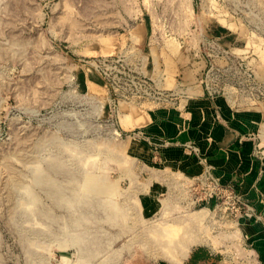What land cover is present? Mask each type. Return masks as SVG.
Masks as SVG:
<instances>
[{
	"label": "rangeland",
	"instance_id": "374dc122",
	"mask_svg": "<svg viewBox=\"0 0 264 264\" xmlns=\"http://www.w3.org/2000/svg\"><path fill=\"white\" fill-rule=\"evenodd\" d=\"M133 8L154 38L114 53ZM164 33L264 79V0H0V264H180L210 236L206 204L150 159L187 108Z\"/></svg>",
	"mask_w": 264,
	"mask_h": 264
},
{
	"label": "crops",
	"instance_id": "0c3cea01",
	"mask_svg": "<svg viewBox=\"0 0 264 264\" xmlns=\"http://www.w3.org/2000/svg\"><path fill=\"white\" fill-rule=\"evenodd\" d=\"M126 14L122 24L126 31L116 35L113 51L119 53L129 43L142 55L151 45L153 32L142 10L128 9ZM159 37L165 51L170 43L175 45L174 58L168 52L167 57L175 60L177 70L172 75L164 71L161 78L187 96L182 101L187 108L173 114L164 112L158 125L165 137L161 144L151 147L150 154L154 155L150 159L158 162L164 178L170 173L177 178L199 176L203 160L223 184L232 185L253 208V213H242L234 222L212 224L210 209L214 202L206 203V229L211 237L204 234L203 242L191 248L180 264H264V106L255 107L257 104L249 98H207L197 80L204 61L197 58L194 43L181 42V36L167 37L166 33ZM192 48L193 54L189 52ZM142 61L146 68H152V56H142ZM187 145L194 146L197 154Z\"/></svg>",
	"mask_w": 264,
	"mask_h": 264
},
{
	"label": "built area",
	"instance_id": "2783aa9c",
	"mask_svg": "<svg viewBox=\"0 0 264 264\" xmlns=\"http://www.w3.org/2000/svg\"><path fill=\"white\" fill-rule=\"evenodd\" d=\"M199 52L204 59L199 83L204 96L210 99L221 96L231 100L249 98L264 105V79L256 78L250 67L238 59L230 47L214 39L204 41ZM131 82L134 84V81ZM139 85L146 86L147 82H139ZM186 148L197 154L194 146L187 145ZM201 163L203 170L199 176L178 178L182 191L189 194L192 200L190 205L199 208L213 201L211 212L217 218L212 217V224L234 222L242 213H253V208L235 192L232 185L223 184L205 161L201 160Z\"/></svg>",
	"mask_w": 264,
	"mask_h": 264
},
{
	"label": "water",
	"instance_id": "95a60500",
	"mask_svg": "<svg viewBox=\"0 0 264 264\" xmlns=\"http://www.w3.org/2000/svg\"><path fill=\"white\" fill-rule=\"evenodd\" d=\"M200 89L202 90V92H203V89H202V86L200 85Z\"/></svg>",
	"mask_w": 264,
	"mask_h": 264
}]
</instances>
